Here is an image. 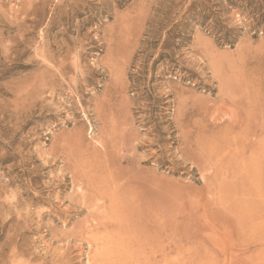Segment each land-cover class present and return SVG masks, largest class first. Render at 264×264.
Listing matches in <instances>:
<instances>
[{
	"label": "rangeland",
	"instance_id": "374dc122",
	"mask_svg": "<svg viewBox=\"0 0 264 264\" xmlns=\"http://www.w3.org/2000/svg\"><path fill=\"white\" fill-rule=\"evenodd\" d=\"M263 115L264 0H0V264H139L126 197L135 233L264 264V134L235 126Z\"/></svg>",
	"mask_w": 264,
	"mask_h": 264
},
{
	"label": "bare ground",
	"instance_id": "6f19581e",
	"mask_svg": "<svg viewBox=\"0 0 264 264\" xmlns=\"http://www.w3.org/2000/svg\"><path fill=\"white\" fill-rule=\"evenodd\" d=\"M251 106V105H250ZM251 110V109H250ZM253 113V112H252ZM254 113H255V111H254ZM257 114L258 115H260L261 114V111L259 110V112H257ZM262 117H264V115L262 116ZM259 119V118H258ZM257 118H255V120L252 122V123H246L245 124V122L246 121H244L243 119H238V120H236L235 121V126H237V127H243V129H245V130H249V132L253 135V136H255L256 138H258L259 136H261V135H263L264 134V125H262V126H259L258 127V123H259V121L260 120H258ZM230 129V128H229ZM242 128H241V131H245V130H243ZM239 131V130H238ZM248 132V131H247ZM249 133V134H250ZM246 134V133H245ZM191 135V134H190ZM236 135V134H235ZM194 136V135H193ZM199 136V135H198ZM213 137V136H212ZM215 137V136H214ZM236 137V136H235ZM234 137V138H235ZM233 138V139H234ZM254 138V137H253ZM213 139V138H212ZM217 139V138H216ZM258 140V139H257ZM224 141V140H223ZM201 142V141H200ZM245 143V142H244ZM258 143V142H257ZM257 143L255 142V141H253V142H251V144L250 145H248L247 146V149H246V146L244 145V150L242 151V152H245V151H248L249 150V154H250V156L251 157H254L255 158V156L257 155V154H259V156L260 155H262L261 153V151H260V153L258 152V151H256L257 150ZM214 144V143H213ZM216 144V143H215ZM238 144V143H237ZM236 144V145H237ZM203 145V144H202ZM201 145H199V147H200ZM232 146V145H231ZM225 147V146H224ZM229 147V146H228ZM195 149V148H194ZM261 150V149H260ZM199 151V150H198ZM207 151H209V150H207ZM211 151V150H210ZM213 152V151H212ZM212 152H211V154H212ZM222 152V151H221ZM246 153V152H245ZM202 154H203V151H202ZM242 154V153H241ZM210 155V154H209ZM212 155H214V154H212ZM203 156V155H202ZM226 156V155H225ZM118 157V156H117ZM250 157V158H251ZM257 157V156H256ZM122 157H120L119 159H121ZM204 158V157H203ZM241 158V157H240ZM117 160H119L118 158H116ZM244 159H245V157H244ZM211 160H212V158H211ZM242 160H243V158H242ZM121 161V160H120ZM206 163V162H205ZM209 163H211V162H209ZM240 163H241V161H240ZM242 165H239V164H235L234 166H232L231 168L230 167H228V168H230L231 169V172L232 173H234L235 175H238L241 171H244V170H246L247 169V167H248V164H246V163H241ZM211 166V165H210ZM220 166H222V165H220ZM223 166H224V164H223ZM229 166V165H228ZM241 167H244L243 169H241ZM116 172V171H115ZM249 172V171H248ZM110 173V172H109ZM107 174V173H106ZM111 174V173H110ZM115 174V173H114ZM113 174V175H114ZM113 175H112V177H113ZM262 175L263 174H261L260 175V177H258V178H262ZM119 176V175H118ZM233 176V175H232ZM105 177H108V175H105ZM111 177V178H112ZM240 178V177H239ZM113 179V178H112ZM125 180V179H124ZM138 180V179H137ZM236 180H237V178H236ZM253 180V179H252ZM260 180V179H259ZM258 180V181H259ZM133 182V181H132ZM135 182V181H134ZM133 182V183H134ZM137 182V181H136ZM250 182H252V181H250ZM131 183V182H130ZM116 186V185H115ZM130 186V185H129ZM132 187V186H131ZM136 187V186H135ZM105 190H106V188H104ZM114 190H116L117 189V187L116 188H113ZM120 189V188H119ZM118 189V190H119ZM98 190V189H97ZM105 190H102L101 191V189H100V191L98 190L97 191V195H98V197H100V198H102L103 199V197H108V195H109V193H107ZM107 191H108V188H107ZM110 191V190H109ZM128 191V190H127ZM127 191H125L124 193H127ZM130 191V190H129ZM117 192V191H116ZM115 192V193H116ZM119 192V191H118ZM122 193H123V191H121ZM100 193V194H99ZM122 193L120 194V193H117V194H120V196L122 195ZM101 194H103V196L101 195ZM128 194H130V193H128ZM128 194H126V195H128ZM132 194V193H131ZM130 194V195H131ZM134 195V194H133ZM132 195V196H133ZM110 196H111V194H110ZM109 196V201H110V198H112L113 200L112 201H114L117 197H115V199L111 196L110 197ZM123 196V195H122ZM125 196V195H124ZM136 196V195H135ZM130 198H131V196H130ZM127 200L128 198L126 197V198H123V200ZM125 200H124V202H120L118 199H117V201L118 202H116V203H118V204H120V205H116V204H114L113 205V203H112V206L110 207V208H108V211L106 212V214H108V213H110V215L112 214V215H114V216H117L118 215V213H120V211H122L123 213H127V214H125L126 216H124V215H122V213L118 216L119 217V219L118 220H120V219H122V220H120V221H125L126 223H124V222H119V224L117 225L118 226V229L120 230V232L121 233H123V235H125V236H123L122 237V235H121V239L120 238H117L118 239V241H117V239H116V242H115V246H113V247H123V249L125 250V252L126 253H128V255H132V257L131 258H135L136 259V261H135V263H137V261H138V263L139 264H173V262L175 261V260H164V261H161L160 259H159V257H166V256H168L169 254H171L172 252H175L178 256H180V258H181V260H183V259H187V258H192L193 259V261H192V263L194 262V263H196V264H221V259L223 258H225V264H235V260H236V257H235V255H233V254H230L231 253V251H230V253H229V251L227 250V249H225V248H223V247H221L220 248V246L216 249V250H212V247L211 248H206V247H204V241L203 242H201L200 244H199V246L201 247V248H204V251L203 252H201L200 250H196V251H194V252H187V251H184V250H182L181 248L182 247H180V248H175V249H173L172 248V245L173 244H177L178 242H180V244L182 243V242H186V241H192L193 239H194V237H195V235H192V234H190V235H186V236H183V234H177V233H175L174 231H173V229L172 230H168V228L166 227V222L165 221H163L164 220V218H163V222L162 223H160V221L158 222V220L156 219V218H158V217H156V218H153V220L151 219H149V221H148V223H145V225L143 226V232H141L142 234H140V233H135L134 232V228H135V226H136V224H137V226H139L140 227V225H138V223H135V224H132L133 222H135V220L134 219H130V218H133V217H136L137 215H139V214H144L145 213V211H143L144 210V208L141 206H139L137 203H129L128 204V202H127V204L125 203ZM130 202V201H129ZM134 202V201H133ZM111 203V202H110ZM109 203V204H110ZM115 203V202H114ZM152 203V202H151ZM148 204V206H149V202L147 203ZM111 205V204H110ZM109 205V206H110ZM144 205V204H143ZM146 206V205H145ZM146 208V207H145ZM150 208V207H149ZM147 209V212L150 210V209ZM152 210V209H151ZM153 211V210H152ZM155 211H156V209H155ZM151 212V211H150ZM105 214V215H106ZM153 214V213H152ZM154 214H155V212H154ZM154 214H153V216H154ZM161 214V213H160ZM111 215V216H112ZM156 215V214H155ZM158 215V214H157ZM130 217V218H128V217ZM147 216H149V215H147ZM152 216V215H151ZM113 217V216H112ZM141 217V216H140ZM163 217V216H162ZM143 218H144V216H143ZM152 218V217H151ZM115 219V218H114ZM133 220V222L131 223V221L129 222V223H127V221L128 220ZM138 219V218H137ZM137 219H136V222H137ZM118 220H117V222H118ZM140 220H142V219H140ZM148 220V219H147ZM159 220H161V219H159ZM139 221V220H138ZM139 223H140V221H139ZM158 223H160L161 225H162V227L160 228V230H158L159 231V234L157 235L156 234V227H154V228H152L153 226H158L157 224ZM96 224V223H95ZM115 224V221H114V223L112 222V221H109L108 220V222H101V223H99V226L100 227H108V226H111V225H114ZM150 226H152V227H150ZM142 227V226H141ZM140 227V228H141ZM159 227V226H158ZM138 228V227H137ZM142 229H140V231L142 230ZM87 231H89L88 229H87ZM116 231V230H115ZM138 231V230H137ZM139 231V232H140ZM118 234H119V231L117 232ZM84 236V235H83ZM216 239L217 238H219V234L217 233L216 235ZM75 239V238H74ZM84 239H86V238H84ZM120 239V240H119ZM90 240V239H89ZM114 240V239H113ZM87 241V240H86ZM96 241H97V238H96ZM106 241H108V240H106ZM156 241L157 242H161V243H164L163 245H162V247L161 248H159V249H155V248H153L154 247V244L156 243ZM87 242H89V241H87ZM91 242V241H90ZM112 242L113 241H111L110 243L112 244ZM113 242V243H114ZM95 243V242H94ZM93 242H91V244H94ZM90 244V243H89ZM110 245V244H109ZM148 245H150L151 246V248L149 249L150 251L149 252H146L144 249V247L146 246V248H148L149 246ZM92 247V246H91ZM109 247H107V249H108ZM102 249H104V248H102ZM122 249V250H123ZM105 250H106V248H105ZM101 251V250H100ZM99 251V252H100ZM109 251H110V249H109ZM108 251V252H109ZM121 253V252H120ZM55 254V253H54ZM62 254V253H61ZM60 254V255H61ZM97 254V253H96ZM229 254V255H228ZM118 256V255H117ZM229 256H231V258L229 257ZM233 256H234V258H233ZM56 257H58V256H56ZM104 257H105V255H104ZM125 257V256H124ZM118 258V257H117ZM127 258H129V257H127ZM97 259V258H96ZM108 259V258H107ZM130 259V258H129ZM117 260V259H116ZM124 260V259H123ZM109 261V260H108ZM131 261H132V259H131ZM187 261V260H186ZM128 262V261H127ZM176 262V261H175ZM176 264H177V262H176Z\"/></svg>",
	"mask_w": 264,
	"mask_h": 264
}]
</instances>
